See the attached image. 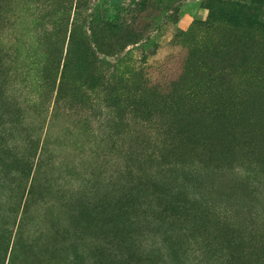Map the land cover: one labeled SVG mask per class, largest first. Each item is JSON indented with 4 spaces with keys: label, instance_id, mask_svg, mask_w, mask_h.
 <instances>
[{
    "label": "rangeland",
    "instance_id": "rangeland-1",
    "mask_svg": "<svg viewBox=\"0 0 264 264\" xmlns=\"http://www.w3.org/2000/svg\"><path fill=\"white\" fill-rule=\"evenodd\" d=\"M0 264H264V0H0Z\"/></svg>",
    "mask_w": 264,
    "mask_h": 264
},
{
    "label": "trees",
    "instance_id": "trees-1",
    "mask_svg": "<svg viewBox=\"0 0 264 264\" xmlns=\"http://www.w3.org/2000/svg\"><path fill=\"white\" fill-rule=\"evenodd\" d=\"M106 26H105V29L107 28V29H110L111 28V26H109V24H105ZM106 29V30H107ZM102 32L103 33H105L103 30H102ZM115 34H117V31L116 30H111L110 29V33L108 34L109 35V37H112L113 35H115ZM117 49L118 48H116V46H114V45H110V46H108V50L106 51V54L107 55H114V54H116L117 53ZM64 67H67V63H65L64 64Z\"/></svg>",
    "mask_w": 264,
    "mask_h": 264
}]
</instances>
